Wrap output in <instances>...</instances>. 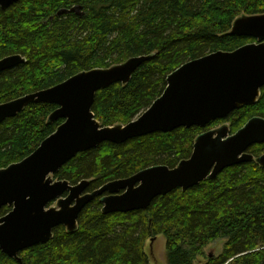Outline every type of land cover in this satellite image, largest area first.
I'll return each mask as SVG.
<instances>
[{
    "label": "trees",
    "instance_id": "1",
    "mask_svg": "<svg viewBox=\"0 0 264 264\" xmlns=\"http://www.w3.org/2000/svg\"><path fill=\"white\" fill-rule=\"evenodd\" d=\"M74 8H81L80 14L71 12ZM258 15H264V0H20L0 8V60L25 59L0 74V104L82 72L147 57L127 85L101 90L93 106L103 127L127 125L162 96L168 77L182 65L256 43L231 31L238 18ZM57 108L30 104L0 125V170L29 157L56 132L64 121L50 124L49 117ZM255 117L264 118V89L255 105L206 129L104 143L79 154L55 177L72 185L87 180L91 193L151 167L175 169L191 158L202 133L228 124L235 134ZM248 152L258 158L264 144ZM10 211L3 208L0 218ZM160 235L166 239L168 264H264V168L256 161L242 163L126 214L105 215L97 197L80 214L75 232L56 228L49 243L21 253V263L0 251V264H150L145 244ZM218 240H226L223 253L198 263L204 249Z\"/></svg>",
    "mask_w": 264,
    "mask_h": 264
},
{
    "label": "water",
    "instance_id": "2",
    "mask_svg": "<svg viewBox=\"0 0 264 264\" xmlns=\"http://www.w3.org/2000/svg\"><path fill=\"white\" fill-rule=\"evenodd\" d=\"M19 1L0 0V8L7 10ZM78 10L81 8L71 12ZM231 35L257 42L182 65L168 77L162 96L127 125L103 127L95 118L93 106L101 90L117 83L127 85L147 57L82 72L50 89L0 104V125L30 104L55 105L58 109L49 123L64 121L29 157L0 170V210L12 207L0 218V251L21 263L19 254L49 243L56 228L63 226L75 232L80 214L97 197H101L105 215L146 210L160 196L177 189L185 192L228 168L254 161L249 149L264 144V118L260 117L252 118L235 134L225 126L202 133L191 158L175 169L151 167L91 193H87V180L71 185L68 181L53 183L49 178L79 154L104 143L121 145L180 128L206 129L242 107L255 105L264 89V15L237 19ZM24 62L19 55L1 59L0 74ZM256 162L264 168V154ZM57 200L59 209L48 208Z\"/></svg>",
    "mask_w": 264,
    "mask_h": 264
},
{
    "label": "rangeland",
    "instance_id": "3",
    "mask_svg": "<svg viewBox=\"0 0 264 264\" xmlns=\"http://www.w3.org/2000/svg\"><path fill=\"white\" fill-rule=\"evenodd\" d=\"M244 17H247V16H244ZM224 126L227 127L230 131V125L228 124H222L220 126L210 128L209 130L216 131V130L221 129ZM258 158H254L255 159L254 161H256ZM49 178L53 181V183L60 181L59 179L55 177V175H51ZM51 208L59 209L58 202L53 203ZM225 244H226V240H218L214 243H211L204 249V255L198 257L197 262L207 263L208 259L211 256L213 257L220 256L224 251ZM145 252L149 257L150 264H168L167 263V253H166V239L163 235L158 236L154 240L152 239L148 240L145 244Z\"/></svg>",
    "mask_w": 264,
    "mask_h": 264
},
{
    "label": "flooded vegetation",
    "instance_id": "4",
    "mask_svg": "<svg viewBox=\"0 0 264 264\" xmlns=\"http://www.w3.org/2000/svg\"><path fill=\"white\" fill-rule=\"evenodd\" d=\"M74 13H76V14H80V10H78V11H76V12H74ZM3 104H4V103H3ZM57 109H58V108H57ZM49 118H50V117H49ZM62 124H63V123H62ZM62 124H61V125H62ZM56 131H57V130H56ZM53 134H54V133H53ZM39 147H40V146H39ZM254 158H255V157H254ZM60 181H61V180H60ZM80 183H81V182H80ZM71 185H72V184H71ZM87 193H89V192H87ZM66 196H67V195H66ZM100 198H101V197H100ZM58 201H59V200H57V201H55V202H52V203L48 206V208H51L52 205H53V203H57ZM7 207H8V206H7ZM4 208H5V207H4ZM10 208H11V211H12V207H10ZM1 210H2V209H1ZM1 210H0V211H1ZM11 211H10V212H11ZM10 212H9V213H10ZM20 254H21V253H20ZM20 254H19V256H20ZM15 261H16V260H15Z\"/></svg>",
    "mask_w": 264,
    "mask_h": 264
}]
</instances>
